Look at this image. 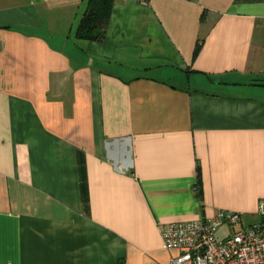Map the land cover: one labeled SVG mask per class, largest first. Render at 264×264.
Returning a JSON list of instances; mask_svg holds the SVG:
<instances>
[{
    "label": "crops",
    "instance_id": "1",
    "mask_svg": "<svg viewBox=\"0 0 264 264\" xmlns=\"http://www.w3.org/2000/svg\"><path fill=\"white\" fill-rule=\"evenodd\" d=\"M87 2L0 0V264H165L161 224L259 217L264 1L114 0L100 40Z\"/></svg>",
    "mask_w": 264,
    "mask_h": 264
},
{
    "label": "built area",
    "instance_id": "2",
    "mask_svg": "<svg viewBox=\"0 0 264 264\" xmlns=\"http://www.w3.org/2000/svg\"><path fill=\"white\" fill-rule=\"evenodd\" d=\"M256 213L258 222L240 228L241 214L226 209L207 219L161 224L164 247L176 252L165 264H264V197ZM224 225L229 233L219 239L216 232Z\"/></svg>",
    "mask_w": 264,
    "mask_h": 264
},
{
    "label": "trees",
    "instance_id": "3",
    "mask_svg": "<svg viewBox=\"0 0 264 264\" xmlns=\"http://www.w3.org/2000/svg\"><path fill=\"white\" fill-rule=\"evenodd\" d=\"M114 0H88L87 8L76 28V37L80 39L100 40L105 35L109 13ZM264 1V0H248ZM198 45L194 52H197Z\"/></svg>",
    "mask_w": 264,
    "mask_h": 264
},
{
    "label": "rangeland",
    "instance_id": "4",
    "mask_svg": "<svg viewBox=\"0 0 264 264\" xmlns=\"http://www.w3.org/2000/svg\"><path fill=\"white\" fill-rule=\"evenodd\" d=\"M259 217L254 218V217H250V216H244L242 218V223H241L242 225L239 224V225H237L236 228H240L241 226H246L247 224L249 225V224L258 222L257 219H259ZM260 219H261V217H260ZM228 233H229V228H228V226L224 225V226H221L217 230L216 236H217V238L220 239V238H223L224 236H226Z\"/></svg>",
    "mask_w": 264,
    "mask_h": 264
}]
</instances>
